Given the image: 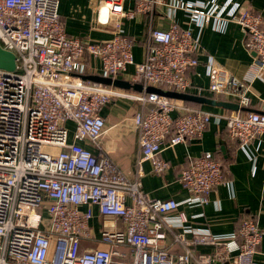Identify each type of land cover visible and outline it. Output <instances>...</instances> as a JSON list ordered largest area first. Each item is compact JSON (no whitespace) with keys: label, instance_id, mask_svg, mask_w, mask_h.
Returning <instances> with one entry per match:
<instances>
[{"label":"built area","instance_id":"obj_1","mask_svg":"<svg viewBox=\"0 0 264 264\" xmlns=\"http://www.w3.org/2000/svg\"><path fill=\"white\" fill-rule=\"evenodd\" d=\"M126 1L86 0L88 29L111 31L110 38L92 42L66 32L59 0H0V48L13 53L16 64L12 73L0 70V264H255L263 231L254 216L244 217L232 235L184 226L173 215L178 202L149 198L138 180L105 154L99 143L105 121L99 113L115 98L141 106L132 121L140 160L150 163L154 175L169 167L161 157L165 145L202 136L213 114L201 105L145 93L147 87L176 93L192 88L197 37L174 19L165 27L151 24L165 18L163 9H180L200 29L236 24L244 48L254 55L241 80L208 57L205 94L197 92L238 106L224 116L226 134L246 149L264 137V113L244 110L249 84L264 72L262 17L240 2L218 11L217 0H130L128 8ZM122 19L148 23L141 62L133 60L138 41L122 32ZM91 62L98 63V73ZM130 65V81L140 84L142 93L85 78L114 80ZM179 181L188 192L184 203L199 206L207 204L211 191L228 185L222 163L211 153L189 160ZM82 206L87 209L81 211ZM92 206L99 212L98 238L89 227ZM171 231H176L175 254L166 242ZM200 246L213 251L201 253Z\"/></svg>","mask_w":264,"mask_h":264},{"label":"crops","instance_id":"obj_2","mask_svg":"<svg viewBox=\"0 0 264 264\" xmlns=\"http://www.w3.org/2000/svg\"><path fill=\"white\" fill-rule=\"evenodd\" d=\"M59 1V13L69 35L88 37L92 42L110 38L111 31L89 30L85 25L83 15L86 0ZM185 1L194 2L196 0ZM234 2H240L252 12L259 14L264 27V0H217L218 11L229 7ZM124 5L126 8L131 7L132 2L127 0ZM163 13L165 17L163 20L158 21L153 18L151 22L153 27H158L160 24H164L165 27L168 21L174 19L182 28H189L191 34L197 37L200 45L196 54L198 65L191 70L189 75L192 88L188 94L197 96L199 90L205 94L204 90L208 84L205 64L208 57L222 66L231 76L239 80L243 79L254 61V55L244 48L243 33L236 24L228 22L222 30H214L211 26L200 29L198 26L190 24L180 9L174 12L163 9ZM147 24L144 19H122V32L138 41L133 48L135 63L143 60ZM91 66L96 69V73L99 72L98 63L91 62ZM133 73L134 66L130 65L123 75L112 80L124 82L130 88L115 87L114 85L106 87L117 91L142 93V86L130 81V76ZM249 85V105L244 110L264 113V72L259 73ZM214 99L226 102L222 97ZM182 102L192 106L200 105ZM201 106L213 114V118L199 139L188 144L165 145L163 147L161 157L167 161L169 167L162 175L152 174L150 163L140 160L139 133L135 130L132 121L135 112L142 110L137 102L115 98L109 105L101 109L99 114L105 121V128L99 140L100 146L131 180H138L141 190L149 198L172 199L178 202L180 204L178 211L173 215L184 226L206 230L215 236H225L234 234L239 222L244 217L254 216L258 227L263 231L254 263L264 264V137L259 135L243 150L227 137L224 116L228 114L229 109ZM215 117L218 119L215 120ZM69 142H72L71 136ZM80 144L90 149L86 142ZM204 153L213 154L222 163L228 185L211 191L207 195L206 205L184 203L188 192L179 181V173L189 160L200 157ZM86 209L87 207H80L81 211ZM90 209L92 218L89 227L94 237L98 238L100 233L99 212L95 206ZM117 227L120 228V224ZM176 231L169 232L166 241L171 254L178 252V247L171 244L173 233ZM196 250L201 253H211L213 248L200 246ZM235 252L233 249L232 254Z\"/></svg>","mask_w":264,"mask_h":264},{"label":"water","instance_id":"obj_3","mask_svg":"<svg viewBox=\"0 0 264 264\" xmlns=\"http://www.w3.org/2000/svg\"><path fill=\"white\" fill-rule=\"evenodd\" d=\"M15 68H16V64H15L14 54L0 48V70L12 73L15 71ZM85 78L89 81L96 82V83H99L105 86L114 85L115 87L130 88V86L124 82L117 81V80L112 81L111 79L104 78V77L97 76V75H91ZM145 92L154 93L160 96L167 97L169 99H174V100H179V101L192 102L195 104L207 105V106H212V107H223L229 110H238V106L234 103L216 101L215 99H211V98L204 97V96H196V95H191L188 93H176L172 91H165L163 89L156 88V87H147Z\"/></svg>","mask_w":264,"mask_h":264},{"label":"rangeland","instance_id":"obj_4","mask_svg":"<svg viewBox=\"0 0 264 264\" xmlns=\"http://www.w3.org/2000/svg\"><path fill=\"white\" fill-rule=\"evenodd\" d=\"M92 40V39H91ZM82 248H84V246L82 245Z\"/></svg>","mask_w":264,"mask_h":264}]
</instances>
